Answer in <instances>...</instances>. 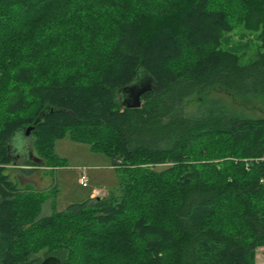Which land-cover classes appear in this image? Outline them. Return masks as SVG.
<instances>
[{
	"label": "trees",
	"instance_id": "obj_1",
	"mask_svg": "<svg viewBox=\"0 0 264 264\" xmlns=\"http://www.w3.org/2000/svg\"><path fill=\"white\" fill-rule=\"evenodd\" d=\"M240 27L261 41L246 65L223 48ZM142 77L153 91L128 109ZM216 88L264 99V0H0V264H256L264 118L207 100ZM68 135L111 158L120 189L45 214L56 187L8 168L15 150L25 174L65 166Z\"/></svg>",
	"mask_w": 264,
	"mask_h": 264
},
{
	"label": "rangeland",
	"instance_id": "obj_2",
	"mask_svg": "<svg viewBox=\"0 0 264 264\" xmlns=\"http://www.w3.org/2000/svg\"><path fill=\"white\" fill-rule=\"evenodd\" d=\"M223 48L237 54L241 58V63L246 65L258 57L261 51V41L258 33L240 27L226 36ZM147 80L148 78H141L142 83H146ZM123 95H120L122 103H124ZM204 97L211 102L220 103L221 106L237 116L255 119L264 118L263 98L236 97L218 88L213 89ZM199 100L198 97L191 98L185 106L186 110L196 111L199 107ZM16 142L19 146L25 145L26 142L27 148L30 149L31 147L29 146L30 140H17ZM55 153L65 163V166L57 169L40 168L33 174H25L20 168H22L21 165L24 164L27 158L24 152L15 150L14 157L18 165L8 168L11 178H18L19 185L22 188L28 186L30 190L42 192L56 187L54 209L51 205L47 206L45 214H49L50 210L51 212H63L73 204H82L90 199L95 189L102 190L105 197L110 192L118 193L121 174L112 167V160L105 153L92 151L90 144L77 142L70 135L57 141ZM19 155H23V158H20ZM81 168L88 169L91 184L89 188H83L79 184V170ZM256 264H264V247L258 249Z\"/></svg>",
	"mask_w": 264,
	"mask_h": 264
},
{
	"label": "water",
	"instance_id": "obj_3",
	"mask_svg": "<svg viewBox=\"0 0 264 264\" xmlns=\"http://www.w3.org/2000/svg\"><path fill=\"white\" fill-rule=\"evenodd\" d=\"M153 87V80L152 78H149L146 83H140L137 81L133 85L124 88L121 93L124 94L123 96H129V101L126 103L124 102V105L128 109H140L142 107V97L148 92L153 91ZM41 120L42 117L36 121L35 125H37ZM33 129L34 127L29 128L26 131V135L30 136ZM41 264H62V262L57 257L49 256L45 258Z\"/></svg>",
	"mask_w": 264,
	"mask_h": 264
},
{
	"label": "built area",
	"instance_id": "obj_4",
	"mask_svg": "<svg viewBox=\"0 0 264 264\" xmlns=\"http://www.w3.org/2000/svg\"><path fill=\"white\" fill-rule=\"evenodd\" d=\"M79 171H80L79 184L83 188H89L91 186V184H90V178L88 175V169L87 168H81ZM102 197H105V193L100 189H95L93 194H92V198L98 199V198H102Z\"/></svg>",
	"mask_w": 264,
	"mask_h": 264
},
{
	"label": "flooded vegetation",
	"instance_id": "obj_5",
	"mask_svg": "<svg viewBox=\"0 0 264 264\" xmlns=\"http://www.w3.org/2000/svg\"><path fill=\"white\" fill-rule=\"evenodd\" d=\"M124 102L126 103L127 101H129V96H123Z\"/></svg>",
	"mask_w": 264,
	"mask_h": 264
},
{
	"label": "crops",
	"instance_id": "obj_6",
	"mask_svg": "<svg viewBox=\"0 0 264 264\" xmlns=\"http://www.w3.org/2000/svg\"><path fill=\"white\" fill-rule=\"evenodd\" d=\"M90 199H92V194H91V196H90Z\"/></svg>",
	"mask_w": 264,
	"mask_h": 264
}]
</instances>
